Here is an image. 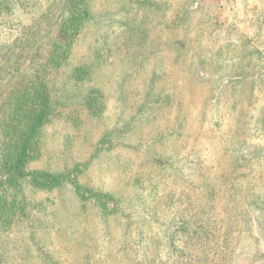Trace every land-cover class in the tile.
<instances>
[{"label": "rangeland", "instance_id": "374dc122", "mask_svg": "<svg viewBox=\"0 0 264 264\" xmlns=\"http://www.w3.org/2000/svg\"><path fill=\"white\" fill-rule=\"evenodd\" d=\"M88 3L54 84L98 49L105 64L66 83L31 167L78 166L80 186L110 197L27 186V218L0 221V264H44L34 244L58 264H264V0ZM94 88L97 116L78 97Z\"/></svg>", "mask_w": 264, "mask_h": 264}, {"label": "trees", "instance_id": "16d2710c", "mask_svg": "<svg viewBox=\"0 0 264 264\" xmlns=\"http://www.w3.org/2000/svg\"><path fill=\"white\" fill-rule=\"evenodd\" d=\"M38 2L0 0V33L8 32L3 42L0 36V221L4 232L27 218L31 205L27 186L43 192L68 186L80 200L99 206L101 198L110 197L80 186L83 172L78 166L62 172L31 167L41 156L46 128L55 125L68 108L71 97L64 89L66 83L90 82L105 64L98 49L91 59L69 69L63 84L56 86L58 75L68 68L73 51L86 36L91 10L88 0H54L40 13ZM44 18L53 20L39 36L35 22ZM78 97L92 116L101 114L103 95L98 88ZM34 245L44 264H58L42 246Z\"/></svg>", "mask_w": 264, "mask_h": 264}]
</instances>
